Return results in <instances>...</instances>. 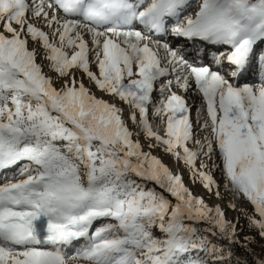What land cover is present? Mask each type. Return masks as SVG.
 Returning <instances> with one entry per match:
<instances>
[{
    "label": "snow or ice",
    "instance_id": "obj_1",
    "mask_svg": "<svg viewBox=\"0 0 264 264\" xmlns=\"http://www.w3.org/2000/svg\"><path fill=\"white\" fill-rule=\"evenodd\" d=\"M253 245L264 0H0V264H264Z\"/></svg>",
    "mask_w": 264,
    "mask_h": 264
},
{
    "label": "rangeland",
    "instance_id": "obj_2",
    "mask_svg": "<svg viewBox=\"0 0 264 264\" xmlns=\"http://www.w3.org/2000/svg\"><path fill=\"white\" fill-rule=\"evenodd\" d=\"M192 2L195 4L197 2V0H192ZM196 10H197L196 8H193L190 11L194 13ZM93 70L95 71V68H93ZM44 71H45V73L52 74V73H50V70L47 67L44 68ZM78 78H79V76H78ZM84 83H85L86 87L90 86L88 84L87 78H84ZM93 90L95 91V89H93ZM96 95L99 98V97H101L102 94L99 93L98 91H96ZM154 97H156L158 99V94L154 93ZM103 98L104 99H108V97H103ZM187 102H188L189 105H192L191 118L193 119V121H195L196 108L199 107L200 103H201L200 98L195 96V95H190V96H187ZM151 118L152 117L150 115V119ZM129 124L131 126V121H129ZM154 130H156V129L154 128ZM141 139H142V137H141ZM153 154L160 156L163 159V162L166 165H168L172 169V171L174 173H177V172L181 173L183 175V179H184L185 185L192 190L193 195H197V196H201L202 195L204 197L205 201L209 205H215V204L219 203L221 205V207H224V205L228 201H230L232 199L231 193L225 192L222 184H221L220 193H221V197H223V199L222 200H218L214 192L211 193V194L206 193L205 190L203 189V187L198 182L196 184H193V182L189 178L187 169L184 168L182 163L177 167L176 161H174L170 156H167L166 154L161 152L159 149H154L153 150ZM216 176L219 179V174H216ZM149 186H151V185H149ZM239 206L242 207V208H249L250 209V205L247 202H245L243 204H239ZM236 217H237V213L236 212L231 211V210L227 211V219L228 220H235ZM240 224L244 226L245 233H248L247 221L242 216L240 217ZM252 247H253V250L255 251L257 257L264 258V253L261 252V249H260V247L258 245H253Z\"/></svg>",
    "mask_w": 264,
    "mask_h": 264
},
{
    "label": "trees",
    "instance_id": "obj_3",
    "mask_svg": "<svg viewBox=\"0 0 264 264\" xmlns=\"http://www.w3.org/2000/svg\"><path fill=\"white\" fill-rule=\"evenodd\" d=\"M248 259H249V261H252L253 260V257L252 256H248Z\"/></svg>",
    "mask_w": 264,
    "mask_h": 264
}]
</instances>
